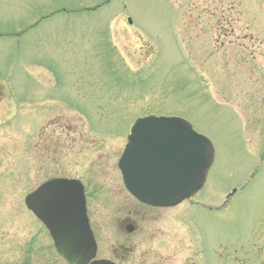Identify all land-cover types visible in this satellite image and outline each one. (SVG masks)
<instances>
[{
    "label": "rangeland",
    "instance_id": "1",
    "mask_svg": "<svg viewBox=\"0 0 264 264\" xmlns=\"http://www.w3.org/2000/svg\"><path fill=\"white\" fill-rule=\"evenodd\" d=\"M148 115L215 148L173 209L139 205L118 170ZM59 177L86 188L98 258L127 208L133 264H264V0H0V264H67L25 206Z\"/></svg>",
    "mask_w": 264,
    "mask_h": 264
},
{
    "label": "water",
    "instance_id": "2",
    "mask_svg": "<svg viewBox=\"0 0 264 264\" xmlns=\"http://www.w3.org/2000/svg\"><path fill=\"white\" fill-rule=\"evenodd\" d=\"M215 160L212 142L179 117L138 119L119 161L124 184L139 202L175 207L205 185ZM46 226L58 254L69 264H115L97 260V244L78 181L45 183L25 199Z\"/></svg>",
    "mask_w": 264,
    "mask_h": 264
},
{
    "label": "flooded vegetation",
    "instance_id": "3",
    "mask_svg": "<svg viewBox=\"0 0 264 264\" xmlns=\"http://www.w3.org/2000/svg\"><path fill=\"white\" fill-rule=\"evenodd\" d=\"M59 178H65V177H59ZM65 179L79 180V179H75V178H65ZM123 187H124V185H123ZM124 189H125V187H124ZM125 191H126V189H125ZM84 193L86 196V203H87V208H88V198H87L85 186H84ZM138 204L143 206V207H146L150 210H162V209H158V208L149 207V206H146V205H143L140 203H138ZM116 213H117V211H116ZM118 213L124 214V215L120 216V217H124L123 219H119V221L117 220L115 222L116 226H118L120 232L122 233V236L121 237L118 236L119 240L116 241L117 248L116 247L113 248L114 250L112 251L113 253H112V259L111 260L118 263V264H133L131 256H132V253L134 252V249L131 247L129 248V246H130L129 244L132 243V240H129L128 238H131V237L134 238L133 236H135V235H140V236L144 235L145 229L143 226L138 227L137 223L134 220L130 219L131 214L135 213V211L124 208L122 211H118ZM135 218L137 219V215L135 216ZM90 224H91V227L93 229L91 220H90ZM121 238H122V241H121ZM155 259L160 261V262H158L157 260H155V264H164V261L162 260L161 256L157 255V258H155ZM145 261H146L145 258L141 259L142 264H145Z\"/></svg>",
    "mask_w": 264,
    "mask_h": 264
}]
</instances>
